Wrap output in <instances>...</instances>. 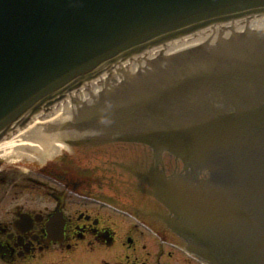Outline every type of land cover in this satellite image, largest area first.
Wrapping results in <instances>:
<instances>
[{
  "label": "water",
  "instance_id": "95a60500",
  "mask_svg": "<svg viewBox=\"0 0 264 264\" xmlns=\"http://www.w3.org/2000/svg\"><path fill=\"white\" fill-rule=\"evenodd\" d=\"M43 123L170 151L136 173L185 248L264 264V0H0V147Z\"/></svg>",
  "mask_w": 264,
  "mask_h": 264
},
{
  "label": "flooded vegetation",
  "instance_id": "af4514ba",
  "mask_svg": "<svg viewBox=\"0 0 264 264\" xmlns=\"http://www.w3.org/2000/svg\"><path fill=\"white\" fill-rule=\"evenodd\" d=\"M91 146L108 159L83 160L87 144L68 141L37 170L0 163V264H208L185 248L163 220L167 206L136 173L157 161L175 173L182 161L139 141ZM111 206L132 215L126 230L108 215ZM109 248H119L115 261Z\"/></svg>",
  "mask_w": 264,
  "mask_h": 264
},
{
  "label": "bare ground",
  "instance_id": "6f19581e",
  "mask_svg": "<svg viewBox=\"0 0 264 264\" xmlns=\"http://www.w3.org/2000/svg\"><path fill=\"white\" fill-rule=\"evenodd\" d=\"M41 138H49V123H43V128L36 127L20 137L10 141L0 147V160L11 161L14 164L29 163L38 165L43 163L47 157H50L56 150L60 149L66 142H41ZM58 143V144H57ZM52 144V151L49 148ZM61 145V146H60ZM154 149V147L150 145ZM159 149V153H161ZM170 152V151H169Z\"/></svg>",
  "mask_w": 264,
  "mask_h": 264
},
{
  "label": "rangeland",
  "instance_id": "374dc122",
  "mask_svg": "<svg viewBox=\"0 0 264 264\" xmlns=\"http://www.w3.org/2000/svg\"><path fill=\"white\" fill-rule=\"evenodd\" d=\"M57 142H62V141H57ZM58 144V143H57ZM63 145H65V143L63 144ZM61 146V145H60ZM88 146V149L85 151V153H79V155L80 156H82V159L83 160H86V159H93V158H98V157H103V156H106L107 157V159H108V156L107 155H105V153L103 152V153H100V154H98V155H93V153L94 152H96V153H98V150L96 151H94V148L91 146V145H87ZM49 148L51 149V151H52V144H50V146H49ZM107 149H109L110 150V147H108ZM66 151V150H65ZM55 153H57V150L55 151ZM54 153V154H55ZM108 153V152H107ZM99 159V158H98ZM0 163L1 164H3V165H6V166H8V168H5V170H11V169H15V170H25V171H27V170H29L30 168H33V167H36V170L38 169L37 168V166H39L40 164H42L41 162L38 164V165H36V166H31L29 163H21V164H19V165H21L20 167H18V166H16V165H12V164H14V162H11V161H9V162H7V161H0ZM84 163V162H83ZM18 180H20V179H18ZM51 182H53V181H51ZM8 186V185H7ZM24 191H26V190H24ZM4 192V191H3ZM8 198H9V196H8ZM10 200V199H9ZM9 200L7 201V202H5V204L6 205H9ZM4 202V201H3ZM108 215L111 217V219L113 220V221H115V222H117L119 225H120V227H121V229L124 231V230H126V227H127V225L132 221V219H129V218H127V217H125V216H122V215H120V214H118V213H115V212H113V211H110L109 210V212H108ZM109 249H111L110 251V253H108L107 254V257L109 258V260H110V262L111 261H115L116 260V258L117 257H119V254H117V253H115L114 251H115V249L116 250H118L119 248H114V250L112 249V248H109ZM108 249V250H109ZM115 263V262H114ZM114 263H112V264H114Z\"/></svg>",
  "mask_w": 264,
  "mask_h": 264
}]
</instances>
